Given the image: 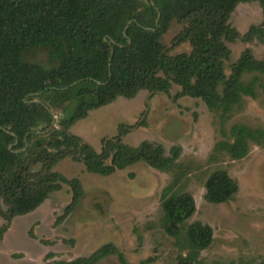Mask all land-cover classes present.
Instances as JSON below:
<instances>
[{
	"label": "trees",
	"instance_id": "trees-1",
	"mask_svg": "<svg viewBox=\"0 0 264 264\" xmlns=\"http://www.w3.org/2000/svg\"><path fill=\"white\" fill-rule=\"evenodd\" d=\"M251 2L260 5L262 21L241 36L229 19L238 5ZM173 22L183 28L167 48L161 40ZM238 39L264 44V0H0V240L14 218L34 212L64 185L71 201L58 221L72 212L84 192L78 179L54 170L65 159L103 177L138 163L159 172L174 169L181 148L166 154L151 142L129 147L122 139L133 127L103 139L100 152L70 129L118 98L132 99L140 91L168 94L172 85L180 88L173 100L200 99L225 121L243 98L257 97V78L245 83L243 76L264 78V61L250 49L225 74L231 56L226 43ZM186 43L188 53H169ZM37 50L46 52L47 64L26 58ZM260 88L264 98V84ZM56 110L64 114L57 123ZM229 136L216 151L235 161L252 145H264V131L246 125H234ZM175 184L160 198L161 228L185 253L176 264H202L199 255L211 245L213 230L200 222L187 224L195 201ZM204 189V200L219 205L229 202L238 186L227 172L216 170ZM109 256L129 264L111 243L66 264H98Z\"/></svg>",
	"mask_w": 264,
	"mask_h": 264
},
{
	"label": "rangeland",
	"instance_id": "rangeland-1",
	"mask_svg": "<svg viewBox=\"0 0 264 264\" xmlns=\"http://www.w3.org/2000/svg\"><path fill=\"white\" fill-rule=\"evenodd\" d=\"M262 21L257 2L240 4L229 19V25L243 36L251 26ZM182 25L173 22L162 38L165 47ZM231 52L229 65L236 62L245 49L256 60L264 61V44L239 39L226 43ZM182 44L170 54L188 53ZM29 60L48 63L45 51H32ZM257 78V97L243 98L229 117L222 121L217 113L207 109L200 99L182 97L173 100L180 88L172 85L168 94L140 91L134 98H118L113 103L90 111L85 119L75 123L70 133L80 137L96 152L102 140L113 138L119 128L133 127L122 143L137 147L143 142L162 145L166 154L174 146L181 148L177 166L170 172H159L138 163L110 176L86 172L81 163L61 161L55 171L66 179L81 182L84 195L76 207L59 220L71 201L66 185L52 193L34 212L16 217L0 240V264H66L90 256L104 244L111 243L129 264H176L180 255L172 238L161 228L160 198L170 185L194 198L196 211L187 224L200 222L213 230V241L202 251V264H257L264 259V145L250 147L248 155L232 160L225 152L216 151L218 143L230 140L234 125H246L264 131V78L257 74L243 76L245 83ZM48 83V82H45ZM64 114L54 112V119ZM216 170H223L237 183L232 199L219 205L204 200V184ZM3 220L0 218V225ZM98 264H120L109 256Z\"/></svg>",
	"mask_w": 264,
	"mask_h": 264
}]
</instances>
